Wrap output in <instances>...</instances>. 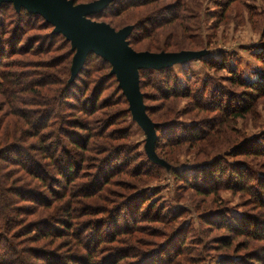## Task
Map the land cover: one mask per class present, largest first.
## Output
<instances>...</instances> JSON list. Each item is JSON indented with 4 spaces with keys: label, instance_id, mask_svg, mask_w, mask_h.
<instances>
[{
    "label": "rangeland",
    "instance_id": "1",
    "mask_svg": "<svg viewBox=\"0 0 264 264\" xmlns=\"http://www.w3.org/2000/svg\"><path fill=\"white\" fill-rule=\"evenodd\" d=\"M92 1L73 0L76 5ZM113 1L88 18L116 31L132 26L128 44L134 51L199 54L168 71L139 70H149L139 76V88L146 114L159 125L155 160L145 152V134L132 119L109 63L92 53L80 75L70 80L75 53L70 42L54 34L40 15L23 20L11 3L0 5V49L3 44L6 53L2 63L0 56L1 263L14 261L11 250L27 264H46L32 258L46 252L62 257L56 263L86 258L84 245L95 231L97 263L119 250L128 258L118 264H215L220 255L247 258L251 253L263 259L264 204L254 189L239 192L233 186L237 169L245 165L255 175L264 174L263 156L241 155L264 141V92L245 84L260 82L264 72V0H150L121 9ZM166 7L177 10L176 18L165 15L161 26L144 35L134 31L137 20ZM1 73L5 80L15 74V81L24 84L15 94L21 104H7ZM209 102L226 107L224 115L204 106ZM191 129L195 140L187 136ZM77 135L82 137L76 149ZM68 166L72 180L57 178ZM201 169L211 173L208 190L197 187L204 177ZM260 184L264 194V180ZM50 189L59 195L53 197ZM20 191L46 201L22 202L15 195ZM221 211L246 219L236 217L237 226L228 225L229 219H215ZM49 217L52 224L72 220L71 235L85 228L76 238L34 237V229L51 224ZM207 217L209 226L203 223ZM243 229L250 233L240 234ZM224 242L231 246L220 248ZM140 252L153 255L139 262Z\"/></svg>",
    "mask_w": 264,
    "mask_h": 264
},
{
    "label": "water",
    "instance_id": "2",
    "mask_svg": "<svg viewBox=\"0 0 264 264\" xmlns=\"http://www.w3.org/2000/svg\"><path fill=\"white\" fill-rule=\"evenodd\" d=\"M112 0H95L74 4L73 0H0L11 3L18 12L21 8L28 13L40 15L53 26L54 34H62L75 51L70 67V80L80 72L88 54L94 53L111 66L110 75L115 76L122 90L132 119L145 134V152L155 160L154 144L156 127L146 114L143 95L139 88V70L164 69L175 63H183L199 56L196 52L179 53L136 52L127 38L133 27L126 26L116 31L104 22H95L89 15L104 10Z\"/></svg>",
    "mask_w": 264,
    "mask_h": 264
},
{
    "label": "trees",
    "instance_id": "3",
    "mask_svg": "<svg viewBox=\"0 0 264 264\" xmlns=\"http://www.w3.org/2000/svg\"><path fill=\"white\" fill-rule=\"evenodd\" d=\"M149 2H150V0H114L113 3H111V4L112 5L117 4V8L118 9L119 8L121 9L123 7L133 8V7H136V6H141V5L148 4ZM6 5H8V3H3L1 5V8L4 7V6H6ZM9 6H11V5L9 4ZM163 9H164L163 11L157 9L158 11L155 10L151 15L141 17L139 20H137L135 22V24H134V31H141V34L152 31V29H154V28L159 27V26L162 25V22H164V20L162 18L165 15H169L170 16V19L176 18V16H177V10L176 9L175 10L174 9L171 10L168 7L163 8ZM121 11H123V9ZM17 16L20 17V18H22L23 20H26L28 18H30V19H32V18H40V19H42L39 15L28 13L23 8L20 9V11L17 13ZM30 19L27 20V21H24V23L26 24L27 22H31ZM133 33H131L128 36V38H127L128 39V43L132 40V38H133L132 37V34ZM143 35H141L140 37H142ZM145 37H146V35H145ZM1 39H2V37H1ZM0 50H1L0 51L1 52V55L0 56H1V63H2V60L5 58V54H6L5 53V46H3V44H1V49ZM90 56H92V53H90V55L88 54V56L86 57L83 67L85 66V64L87 62V59ZM259 60H261V59L259 58ZM100 62H102V63L104 62L105 63V61H103L101 59H100ZM160 70H166V71H168V68L160 69ZM160 70H158V71H160ZM81 71L78 73V75L76 76V78L80 75ZM148 71L149 70H142V71H140L139 72V76L141 77V76H143V74L145 75ZM262 74H263V76H262V79L260 80V82L258 80H256V81H251V82L249 81L248 83H245L246 86H247V88H250V89H255L256 88V91L264 92V72H263V70H262ZM15 76H16L15 74H12L11 78H9L10 80H5V78L2 76V73H1V80H2L1 87L4 86L3 90L1 88V92H2V95H4L7 98V100H9L7 102V104L10 105L11 107L12 106H15L16 104H21L20 99L18 97H16L15 94L19 90H23L22 88L25 87L22 82L15 81V79H16ZM167 79L170 80L169 77ZM39 87H41V86H39ZM71 87H73V85ZM170 90H171V92H174L173 88L170 89ZM36 93L38 95H43L39 91H36ZM67 94H69V93H67ZM67 98H72V95H67ZM35 104H37V103H35ZM95 104H96V102L92 105L91 109L95 107ZM39 106L40 107H44L46 105L45 104H42V105H39ZM204 106H206V107L208 106L210 108H212V107L215 108L218 112L219 111L221 112L220 113L221 115H224V113L226 111V107L224 106L225 108H223V106L220 105L217 102H214V103H210V102L209 103H204ZM219 108H222L223 111H221ZM40 114H42V112ZM41 116L42 115H40V119L42 120V117ZM43 117H44V114H43ZM236 117L238 118L240 116L239 115H236ZM72 124L74 125V123H72ZM75 124H76L74 126L75 128L78 127V128H81V129L84 130V128L81 127V123L75 122ZM158 126L159 125L157 124L156 132H157V129L159 128ZM191 127H192V129H196L197 128L195 125L194 126H191ZM192 129L187 133V136H189L190 139H194L195 140L197 136L192 132ZM175 131L172 132L171 135L174 134ZM76 137H78V138H76V140L74 141V148L77 149L78 147H80L79 146L80 141H81L80 140V137H82V136H78L77 135ZM167 139L170 142L172 138L169 135L167 137ZM179 139H181V138H179ZM253 139H255V138H251L250 140H253ZM258 143H260V144L258 146L255 144L256 146L254 147V149L251 148V149H253V151L251 149H245V153L244 154H241V155L246 156L248 154H257L259 156H263L264 157V141H260ZM15 149H16V151L18 150L17 147ZM20 151H21V149L19 148V152ZM211 162H213V161H211ZM211 164H213V163H211ZM237 166H234V167H237ZM73 168H74V165H73ZM208 168L209 167H207V170H208ZM207 170H205L206 171L205 173H204V171L202 169L201 170H198V173L199 174L201 173V175L204 176L203 179H202L203 180L202 183L199 186H197L200 189L208 190V188L212 186L209 183V181L211 179V177H210L211 173L209 171H207ZM201 171H203V172H201ZM62 172L61 173L57 172V175H56V176H58L57 178H59V176H62L63 179L72 180L71 179V175H72L73 169H72L71 166H68L66 168V170H64V173H62ZM32 174L33 175L34 174H37L38 175L37 176V179L40 182L43 181V178H42V175L40 174V172L34 170V171H32ZM235 174H236L235 175V178H236L237 181L235 182V184H234L233 187H236L237 186L236 189H238L239 192L240 191H245L244 188H246L249 191V193L252 192V189H254L257 192V198L256 199L259 200L258 201L259 204H261V205L264 204V194H263V191L261 189V184H260L264 180V174L255 175L254 171L253 172L251 171V166L247 167L246 165L242 169H237V172ZM250 175H253L254 178L252 179V176L250 177ZM185 177H183L184 178L183 180H186ZM214 179H215V181H218L219 180V179H217L215 177H214ZM58 183H59V181H58ZM58 183L56 185H54V186L60 188V186H59ZM250 184L253 185V186H251ZM49 192H50V194L53 197H55L56 195H59V192L56 189H54V190L50 189ZM31 193H32L31 191H25V192L20 191L19 193H15V195H19L20 198H22L21 199L22 202H30L32 204H37V205L42 204L43 202L46 201V199L43 196L37 197L35 195H30ZM252 195H254V197L256 196L255 193H253ZM48 208H49V206H48ZM60 209H61V207H60ZM65 211L63 209V212H62L63 213V216H68L67 214H65L68 211H66V212ZM175 211H172V213L174 214V216H176L175 215V213H176ZM176 214H178V213H176ZM0 216H1V213H0ZM236 217L242 218L243 221H245V219H246V217L245 216H242L241 214H237V215L234 216V214H232L231 212L230 213H227V214L224 211L216 212L215 213V219L216 220L217 219H224L226 221V220L229 219L227 224L228 225H233L235 227L237 226V223H236L235 220L238 219ZM210 218L211 217H207V218L204 219V222L203 223L206 226H209V225L212 224V221H210ZM47 222H51V224L49 223L48 226H46V224H44L45 227L43 229H38V230L37 229H34L37 232V234H35L34 237L39 238V239H42V238H49L52 235H54V236H56L58 238L64 237V236H70V237H75L76 238L80 234V232L82 231V229L85 228L84 227L85 225H83L80 228L74 230L73 231L74 232L73 235H71L70 234V230H71V226L72 225L70 224V222L72 223V220L70 221L68 218H62L60 221H56V222H54V224H52V220L49 217V221H47ZM157 222H161L160 221V217H157ZM221 223L224 226V223H226V222L221 221ZM239 233L240 234L247 235L250 232L245 231L243 229L241 231L239 230ZM98 234L99 233L97 231H95L94 234H93L92 239L89 237L88 244L87 245H84L85 247H87V249L89 251L88 252L89 254H87V257L86 258L81 257L79 259H74V260H70V261H65V259H62L63 262L61 261L60 263H56L55 259L57 261H60L62 257L56 256V255H53V254H50V253H47V252L45 254L42 253V255H44V256H41V254H38L37 253V255H33L34 257H32V258H34L36 260L44 261V262H46V264H118L124 258H128L126 252L119 250V251H117V253H111V254H109L108 257H105L104 259L102 258L100 260V262L97 263V257L95 256V253L97 251V247L96 246H98V244L96 242L99 241V235ZM39 239H36V240H39ZM183 240L184 239H181L179 241V242H181L180 243L181 245L184 244ZM2 241L5 242L4 239H2L1 242ZM169 242L170 241H168L166 243H169ZM166 243L163 244L164 249H165V247L168 248V246H169L168 244L166 245ZM80 245H82V244H80ZM12 246L15 247L13 243H12ZM84 246H82V247H84ZM219 246H220V248H224V247L229 248L231 246V243L230 242H224L223 244H220ZM163 247L160 246L159 247V250H163ZM204 250H205V248L202 251H200L199 255L200 254L203 255V251ZM156 251H157V249H155L154 252H156ZM10 254L13 255V260H14L10 264H27L26 261L23 260V258L21 256L22 254L20 252H18L16 250H14V251L11 250V253ZM152 255H153V253L140 252L137 256L139 257V259H140L139 262H140L141 260L143 261V260L149 259V257L152 256ZM244 256L229 257V256H222V255H220V257L217 259V261H216L215 264H264V258L263 259L262 258H259L257 256V254L251 253L249 255V257H247V258H245ZM0 264H2L1 263V250H0ZM166 264H170V263L167 262Z\"/></svg>",
    "mask_w": 264,
    "mask_h": 264
}]
</instances>
